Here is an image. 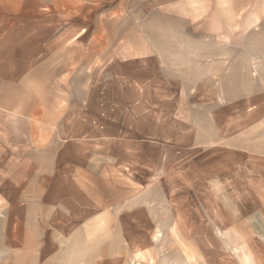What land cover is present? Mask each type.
I'll return each instance as SVG.
<instances>
[{"label":"rangeland","instance_id":"374dc122","mask_svg":"<svg viewBox=\"0 0 264 264\" xmlns=\"http://www.w3.org/2000/svg\"><path fill=\"white\" fill-rule=\"evenodd\" d=\"M264 264V0H0V264Z\"/></svg>","mask_w":264,"mask_h":264},{"label":"crops","instance_id":"0c3cea01","mask_svg":"<svg viewBox=\"0 0 264 264\" xmlns=\"http://www.w3.org/2000/svg\"><path fill=\"white\" fill-rule=\"evenodd\" d=\"M80 264H83V263H80ZM153 264V263H152Z\"/></svg>","mask_w":264,"mask_h":264}]
</instances>
